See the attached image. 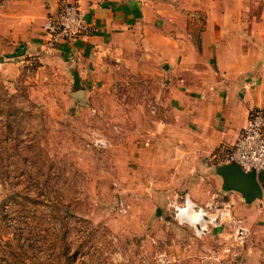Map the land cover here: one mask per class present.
Instances as JSON below:
<instances>
[{
  "label": "rangeland",
  "instance_id": "374dc122",
  "mask_svg": "<svg viewBox=\"0 0 264 264\" xmlns=\"http://www.w3.org/2000/svg\"><path fill=\"white\" fill-rule=\"evenodd\" d=\"M15 44L0 33V264H202L219 238L180 225L174 199H131L128 168L140 158L138 145L156 136L154 102L163 75L143 72L138 60L135 71L117 78L118 88L89 90L88 102L80 104L60 66L11 58L23 41ZM93 129L109 138L107 149L88 148ZM221 163L214 153L192 176L199 206L207 211L213 204L212 218L228 201L216 173ZM155 173L160 170L138 172L136 182L150 183L145 190L152 191L160 179ZM122 200L127 214L119 211ZM228 219L224 234L233 231ZM257 230L250 243L260 246L250 264H264V230Z\"/></svg>",
  "mask_w": 264,
  "mask_h": 264
},
{
  "label": "crops",
  "instance_id": "0c3cea01",
  "mask_svg": "<svg viewBox=\"0 0 264 264\" xmlns=\"http://www.w3.org/2000/svg\"><path fill=\"white\" fill-rule=\"evenodd\" d=\"M65 1L80 6L92 32L48 50L44 24ZM0 33L12 45L23 41L9 57L60 66L80 104L88 102L89 90L118 88L117 78L123 71H135L138 60L143 72L163 75L154 102L156 136L138 145L140 158L134 155L128 168L132 200L147 195L161 203L184 192L182 196L199 206L195 171L212 154L236 142L252 110L264 109V0H0ZM78 91H84V98L76 96ZM90 132L88 148L103 151L110 146L100 129ZM97 136L107 142L105 149L92 144ZM143 156L150 160L142 161ZM145 170H160L149 192L145 189L150 183L136 182L138 172ZM221 192L228 197L222 220L245 227L249 236L235 246L233 232L224 234L221 220L205 234L220 242L217 249H209L202 264H209L206 259L250 264L252 250L260 246L250 243L252 229L264 230V196L248 204L238 192ZM174 242L178 248L193 247ZM233 245L232 253H226Z\"/></svg>",
  "mask_w": 264,
  "mask_h": 264
},
{
  "label": "built area",
  "instance_id": "2783aa9c",
  "mask_svg": "<svg viewBox=\"0 0 264 264\" xmlns=\"http://www.w3.org/2000/svg\"><path fill=\"white\" fill-rule=\"evenodd\" d=\"M44 32L46 35V48L55 50L62 43H69L89 36L92 32V26L88 23L85 13L77 3L65 1L56 15L47 18L44 24ZM92 144L97 148L105 149L107 147V142L100 136L93 138ZM215 156L221 157L223 163L236 162L246 172L255 170L259 175L264 173V109L252 110L247 125L236 142L229 148L221 149ZM189 201H191L189 196H183L175 199L173 203L175 218L180 225L193 227L195 234L201 237L209 232V224L216 226L221 224L224 216L223 212L217 213L216 218L210 221L205 229L200 228L201 230H199L198 227L193 226L188 217L182 218L179 215V211L184 209ZM206 208H208L207 211L204 207L196 204L197 211L203 210L208 218H211L210 212L213 209V204H207ZM128 209V205L122 200L119 204V211L126 214ZM232 232L230 239H234L235 246L243 245L249 236V231L242 226L234 225ZM233 248L234 245L226 248L225 252L232 253Z\"/></svg>",
  "mask_w": 264,
  "mask_h": 264
},
{
  "label": "water",
  "instance_id": "95a60500",
  "mask_svg": "<svg viewBox=\"0 0 264 264\" xmlns=\"http://www.w3.org/2000/svg\"><path fill=\"white\" fill-rule=\"evenodd\" d=\"M76 96L84 98V91L76 92ZM216 173L222 178L223 191L238 192L248 204L263 198L264 186L255 170L246 172L239 164L231 161L218 165Z\"/></svg>",
  "mask_w": 264,
  "mask_h": 264
},
{
  "label": "bare ground",
  "instance_id": "6f19581e",
  "mask_svg": "<svg viewBox=\"0 0 264 264\" xmlns=\"http://www.w3.org/2000/svg\"><path fill=\"white\" fill-rule=\"evenodd\" d=\"M179 215L182 218H187L190 220L191 224L193 226H196L199 228V230L205 229L206 225L209 223V221L214 220V218H209L205 211H197L196 210V203L193 201H189L188 204L184 209H181L179 211Z\"/></svg>",
  "mask_w": 264,
  "mask_h": 264
},
{
  "label": "trees",
  "instance_id": "16d2710c",
  "mask_svg": "<svg viewBox=\"0 0 264 264\" xmlns=\"http://www.w3.org/2000/svg\"><path fill=\"white\" fill-rule=\"evenodd\" d=\"M260 181L264 185V173L260 174Z\"/></svg>",
  "mask_w": 264,
  "mask_h": 264
}]
</instances>
